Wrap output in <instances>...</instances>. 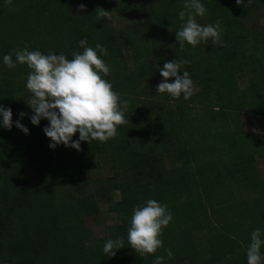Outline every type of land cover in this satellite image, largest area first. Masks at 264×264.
Here are the masks:
<instances>
[{"label": "trees", "instance_id": "trees-1", "mask_svg": "<svg viewBox=\"0 0 264 264\" xmlns=\"http://www.w3.org/2000/svg\"><path fill=\"white\" fill-rule=\"evenodd\" d=\"M111 1L129 20L122 32L108 20ZM202 2L208 11L196 20H219L223 47L209 40L180 48L175 32L184 0H0V105L13 113L11 130L0 127V264H153L166 257L165 248L174 254L166 264H247L251 232L264 229V179L255 166V157L264 162V135L246 133L240 116L264 121V32L246 30L243 21L264 0ZM71 7L78 9L74 17ZM81 40L107 49L104 78L128 101V122L107 142L53 150L43 131L49 122H30V69H9L2 58L15 59L14 50L27 46L71 59L83 52ZM174 59L189 62L183 70L199 88L188 100L155 90L159 67ZM93 161L110 177L91 179ZM148 199L166 204L173 220L163 230L164 247L141 257L127 230L133 209ZM100 203L119 224L98 239L86 220L99 214ZM118 236L124 248L104 256L105 242Z\"/></svg>", "mask_w": 264, "mask_h": 264}, {"label": "clouds", "instance_id": "clouds-1", "mask_svg": "<svg viewBox=\"0 0 264 264\" xmlns=\"http://www.w3.org/2000/svg\"><path fill=\"white\" fill-rule=\"evenodd\" d=\"M236 3L241 5L244 0H236ZM207 11L202 0H184L183 10L178 13L183 24L175 32L180 48L185 43L195 48L209 40L212 45L224 46L219 20L208 25H201L196 20L197 16H205ZM107 13L101 10L99 15L106 16ZM79 45L83 52L72 53L71 59L62 53L29 51L27 46L22 50H14L15 59L11 54L2 58L3 65L9 69H14L17 64L26 65L30 69L25 85L31 94L27 104L34 113L30 122L34 126H39L42 119L49 122L43 131L50 139L49 147L53 150L63 145L79 151L81 142H107L118 135L120 125L128 122L125 118L128 101L122 100L120 94L113 90V85L104 78L110 74V67L102 59L108 54L107 49L100 44L95 48L87 46L86 40L79 41ZM188 63L174 59L159 67L163 79L156 86V92L167 93L173 99L183 97L184 100L198 92L199 88L190 72L183 70ZM181 72L182 75L179 74ZM170 78L174 79L170 82ZM19 115L23 118L25 113ZM0 127L7 130L13 127L10 107L0 105ZM15 127L25 135L29 134V129L20 120L15 121ZM76 133H79V138L74 140ZM172 220L173 216L166 204L153 199L146 200L133 209L127 230V243L141 257L154 255L164 247L161 238L163 230ZM124 244L123 236L108 239L103 246L104 256L114 257L117 251L124 248ZM85 246H88L87 242ZM262 248L264 229L258 227L251 232L246 248L247 264H264ZM164 251L166 257L155 256L153 264H166V258L169 261L174 258L171 249L165 248Z\"/></svg>", "mask_w": 264, "mask_h": 264}, {"label": "rangeland", "instance_id": "rangeland-1", "mask_svg": "<svg viewBox=\"0 0 264 264\" xmlns=\"http://www.w3.org/2000/svg\"><path fill=\"white\" fill-rule=\"evenodd\" d=\"M70 13L72 17L76 16L78 13L77 7H71ZM108 20L118 32L124 31L129 24V20L125 13L117 7L114 1H111V12L108 15ZM197 22L204 25L202 19H198ZM243 24L248 31L255 30L257 32H264V6L255 8L244 19ZM204 46H207V43H204ZM127 59L128 67L132 69L133 64L131 63L130 55H128ZM239 88L241 90H246L248 88V82L246 79L239 81ZM240 123L246 133L264 135V121L262 117L242 114L240 116ZM170 163L171 162L164 157L163 164L166 168L171 166ZM255 166L259 176L264 179V162L260 158L255 157ZM88 168L91 171V179L93 180H104L111 175L108 169H103L95 161H93ZM113 199L114 201H118L119 194L114 192ZM86 223L93 230L94 235L98 239H101L106 238L108 236V228L113 225H118L119 221L114 214L108 212L107 207L103 203H100L99 214L92 220H86Z\"/></svg>", "mask_w": 264, "mask_h": 264}]
</instances>
